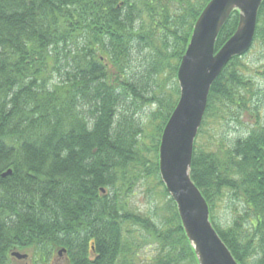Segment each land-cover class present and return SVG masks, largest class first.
Wrapping results in <instances>:
<instances>
[{"label": "trees", "instance_id": "16d2710c", "mask_svg": "<svg viewBox=\"0 0 264 264\" xmlns=\"http://www.w3.org/2000/svg\"><path fill=\"white\" fill-rule=\"evenodd\" d=\"M161 1L0 0V264H17L13 251L26 253L30 264H52L61 249L70 264H133L139 246L125 238V224L145 232L156 251L151 264H197L159 177L158 144L178 101L180 59L209 0H166L164 7ZM170 2L181 6L176 22ZM142 6L158 18L164 12L162 32L152 40L135 25ZM237 19L234 12L224 24L215 51L232 36ZM263 22L264 0L254 36L262 48ZM134 49L152 52L144 80L126 77ZM246 72L235 57L210 87L190 176L235 260L264 264V136L251 130L228 149L213 151L197 143L206 120L220 118L221 103L237 108L235 121L247 111L255 85ZM136 103L141 106L132 107ZM146 122L153 135L145 159ZM152 178L162 189L160 215L152 221L123 212L121 201L135 182ZM223 189L249 211L225 231L212 215ZM238 222L252 226L251 234L239 235Z\"/></svg>", "mask_w": 264, "mask_h": 264}, {"label": "water", "instance_id": "95a60500", "mask_svg": "<svg viewBox=\"0 0 264 264\" xmlns=\"http://www.w3.org/2000/svg\"><path fill=\"white\" fill-rule=\"evenodd\" d=\"M263 0H209L196 19L176 72L179 97L159 140L158 171L173 200L198 264H238L209 220L208 205L190 178L194 141L210 87L228 62L245 54L255 33ZM233 12L232 36L215 51L218 35ZM10 174L7 171L4 175ZM58 252V256L65 254ZM17 259L25 255L13 254Z\"/></svg>", "mask_w": 264, "mask_h": 264}, {"label": "rangeland", "instance_id": "374dc122", "mask_svg": "<svg viewBox=\"0 0 264 264\" xmlns=\"http://www.w3.org/2000/svg\"><path fill=\"white\" fill-rule=\"evenodd\" d=\"M166 1V0H165ZM161 1V7L166 6L167 1ZM191 2H202L203 0H190ZM170 12L171 15L176 14L174 21L176 22L179 19V13L181 6L179 4L170 2ZM198 7V3L195 4ZM143 8V6H142ZM141 16L139 20L136 22L137 28L140 29V33L143 36L153 39V35L160 34L162 23V14H159V18L157 14L149 13L145 8L143 10L139 9ZM155 17V18H154ZM158 22V23H156ZM264 24L262 23L261 26ZM161 40L155 42L156 45H161ZM137 43V42H135ZM257 41L252 45L250 50L241 57V61L244 63L246 67V75L252 77L254 82V94L253 100L249 105L246 104L248 108L241 115L240 120L235 121L236 117L235 113L237 112V108L222 106V112L219 114L220 118L207 119L205 127L198 138V145L202 148H206L207 150H216L218 147H222V149H228L232 144L233 140L239 136H243L244 138L248 136L251 130H255V127L264 126V76L262 66H264V48ZM152 52L149 49H134L132 52L130 51V58H128L129 68L126 70V77H130L132 74H136L137 76H141V79L144 80L147 76V71L143 72L146 67L145 59L150 56ZM152 67H149L151 70ZM156 84L164 85L168 87L171 83L164 82L162 79H156ZM244 94V91L242 92ZM246 103V102H245ZM127 105H131V101L127 102ZM140 103H136L132 107H139ZM225 110H224V109ZM148 113V109H145L142 114H139L141 119L144 120V114ZM224 118V119H223ZM262 121V122H260ZM145 128V137L141 141V146H144V149L149 148L151 144V136L153 135L152 126L149 122L144 124ZM150 148L144 152V158L146 159L149 154ZM155 179L151 180H142L139 179L133 185L132 191L128 194V196L122 200L123 204V212L130 213L133 216L147 217L153 221V217L155 214L161 213L158 208L163 204L161 200V192L162 189L157 187V183H155ZM222 196L213 199L212 203V215L214 216V220L217 225L222 230H229L233 227L234 221L238 216H245L249 212L244 205L236 204L231 201V194L227 189L222 190ZM235 204V205H234ZM244 208V209H243ZM158 210V211H157ZM163 214V213H162ZM242 218V217H241ZM255 224V221H253ZM238 234H251L252 226L248 227L246 223L240 224L238 222ZM246 231V232H245ZM123 233L125 238L130 239L129 242L134 243L139 246L137 250V259H135L133 264H151V259L155 255L156 251L154 246H149V243L146 241L147 238L145 232H143L138 226L125 224L123 227ZM22 254V253H20ZM26 254V253H25ZM27 257H29L26 254ZM257 256L252 254L251 261H256ZM52 264H64L62 257H54ZM20 264H28L25 261H21ZM116 264H120V262H116ZM250 264V263H248Z\"/></svg>", "mask_w": 264, "mask_h": 264}, {"label": "flooded vegetation", "instance_id": "af4514ba", "mask_svg": "<svg viewBox=\"0 0 264 264\" xmlns=\"http://www.w3.org/2000/svg\"><path fill=\"white\" fill-rule=\"evenodd\" d=\"M260 122H262V121H260ZM253 127L256 130L257 135L259 134V135H263L264 136V126H260V127L253 126ZM18 264H20V263H18ZM64 264H68V263L64 262Z\"/></svg>", "mask_w": 264, "mask_h": 264}]
</instances>
